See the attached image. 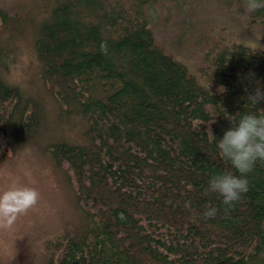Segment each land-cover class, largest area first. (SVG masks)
<instances>
[{
  "label": "trees",
  "instance_id": "trees-1",
  "mask_svg": "<svg viewBox=\"0 0 264 264\" xmlns=\"http://www.w3.org/2000/svg\"><path fill=\"white\" fill-rule=\"evenodd\" d=\"M148 1L0 2V160L47 157L73 207L25 264H264V161L231 207L205 191L235 171L215 141L264 88V48L225 43L196 75L157 43Z\"/></svg>",
  "mask_w": 264,
  "mask_h": 264
},
{
  "label": "rangeland",
  "instance_id": "rangeland-1",
  "mask_svg": "<svg viewBox=\"0 0 264 264\" xmlns=\"http://www.w3.org/2000/svg\"><path fill=\"white\" fill-rule=\"evenodd\" d=\"M33 1L0 0L21 11ZM145 11L157 43L196 75L208 68L207 55L225 43L264 48V24L247 23L245 1L149 0ZM27 54L24 65L34 67ZM13 74L24 85L31 78L22 69ZM46 158L28 154L14 163L0 160V264L39 260L43 240L73 216L63 180Z\"/></svg>",
  "mask_w": 264,
  "mask_h": 264
},
{
  "label": "clouds",
  "instance_id": "clouds-1",
  "mask_svg": "<svg viewBox=\"0 0 264 264\" xmlns=\"http://www.w3.org/2000/svg\"><path fill=\"white\" fill-rule=\"evenodd\" d=\"M264 7V0H248L247 9ZM247 110L231 117V126L215 141L218 152L229 161L233 170L212 174L205 189L218 193L222 203L231 207L248 190L247 173L254 164L264 161V109L256 108L264 101V88L257 86L247 97ZM238 173V174H237ZM217 209L208 207L204 215L214 217Z\"/></svg>",
  "mask_w": 264,
  "mask_h": 264
}]
</instances>
